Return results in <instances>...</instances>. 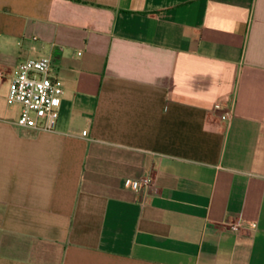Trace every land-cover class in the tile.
Here are the masks:
<instances>
[{"label":"crops","instance_id":"0c3cea01","mask_svg":"<svg viewBox=\"0 0 264 264\" xmlns=\"http://www.w3.org/2000/svg\"><path fill=\"white\" fill-rule=\"evenodd\" d=\"M43 56L52 131L5 101ZM0 264H264V0H0Z\"/></svg>","mask_w":264,"mask_h":264},{"label":"built area","instance_id":"2783aa9c","mask_svg":"<svg viewBox=\"0 0 264 264\" xmlns=\"http://www.w3.org/2000/svg\"><path fill=\"white\" fill-rule=\"evenodd\" d=\"M62 94V83L51 74L49 57L30 58L20 62L14 69L9 81L5 101L19 105V114L15 124L21 128L52 131L58 117L57 106ZM220 119L227 121L231 107L219 105ZM85 134V132H83ZM125 187L133 192L152 189L150 176L137 180H126ZM241 227H254V223L237 219L228 224V229L237 233Z\"/></svg>","mask_w":264,"mask_h":264}]
</instances>
